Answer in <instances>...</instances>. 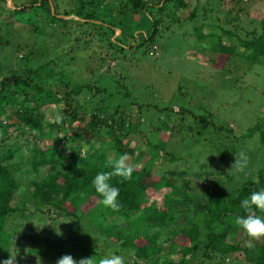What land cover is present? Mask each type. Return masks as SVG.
<instances>
[{
  "label": "trees",
  "instance_id": "trees-1",
  "mask_svg": "<svg viewBox=\"0 0 264 264\" xmlns=\"http://www.w3.org/2000/svg\"><path fill=\"white\" fill-rule=\"evenodd\" d=\"M6 1L0 0V15L8 14L9 20L0 19V45L14 48L13 58L22 64V71H13L9 75L0 72V264L9 258L15 234L21 231L19 228L25 227L24 223L30 226L36 217L43 216H48L63 233L53 237L24 233V239L30 245L25 253L27 264H31V258L36 261L39 258V264H56L57 259L65 254L72 255L77 261L93 256L98 262L105 257L103 251L95 250L94 245L83 239L84 236L71 235L74 225L82 218H87L100 231L106 242L103 247L109 244L117 246L124 253H130L133 259L142 260V264H189V259L198 252L201 253L198 264H210L211 260H216L211 264H220L219 257L223 259V264H237L236 261L241 258L244 264H264V238L252 245L227 241L230 231L238 228L234 218L246 214L240 207L241 201L252 191L264 188V166L256 173L258 183L254 182L256 179L248 178L225 192L217 186V178L215 183L212 179L207 193L202 194L194 180L200 181L214 172L212 167L193 170V173L172 170L168 167L176 160L174 152H166L158 144L148 142L147 147L155 149V153L139 151L147 155L146 164L132 165L135 171L129 180L113 176L109 181L120 189V207L113 210L100 203L102 197L93 188L92 180L99 172L113 170L108 164L109 159L115 160L124 153L132 158L137 153L135 146L123 141L126 136L124 122L128 115L117 106L109 113L111 106L101 100L105 105L93 108L88 120L77 132L71 129L75 121H80L72 99L85 88L92 95L103 93L109 98L116 96L112 90L113 78L111 80L107 76L108 72L104 75L95 72L98 86L83 84L72 78L75 76L72 67L81 60L79 53L85 54L89 44H94L96 59L106 62L107 71H111L116 65L114 54L122 52L125 46L119 35L130 33L136 42L141 33L142 43L153 41L163 25L159 14L168 8L169 3L186 8L185 0H158L156 4L148 0H69L70 8L63 13L60 12V4H54V0H12L11 7L6 5ZM138 15L142 19L147 18L148 22L141 23L137 28L140 31L133 35L135 30L129 22ZM195 15L196 9H193L188 19L193 20ZM170 17L173 20L178 18L173 12ZM15 21H22L21 29L42 37L40 43L55 37L56 28L61 27L62 38H67L71 44L66 51L62 46H40L34 41L32 46L25 43L26 52L16 55L15 51L23 47L18 40L13 42L15 37L12 38V33L18 31L14 27ZM261 24L262 32L250 40L234 37L227 29L222 30L221 36L218 35V43L210 46L217 48L221 54H229L239 48L241 53L247 52L246 56L252 62L255 58L261 62L264 59L263 19ZM197 29L198 26L193 31L199 42L214 36V29L210 31L206 28L204 32L196 33ZM116 30H119L117 36ZM222 35L230 41L224 43ZM231 40L236 43H231ZM57 47L63 52L59 53ZM155 48L157 46L153 45L150 50ZM149 54L154 56L151 51ZM49 104L61 105L63 111L59 123L56 122L58 119L43 123L45 117L41 108ZM159 112L167 120L172 113L165 109ZM130 122L128 129L131 130H136V125L140 123L131 119ZM12 128L18 132L17 137L27 134L25 141H31L25 167L20 146L6 139L11 136ZM160 128L156 126V132H161ZM85 132L89 134L86 141L88 147L83 150L77 140ZM98 134L105 135L109 140L104 138L97 147L89 146ZM251 137H256L259 145L264 147V121L248 129L246 138ZM110 150L112 154H109ZM17 155L21 160L15 159ZM224 155L222 151L220 160ZM136 158L139 160L141 156ZM225 161L230 159L225 156ZM29 167L34 174L43 168L47 171L38 180L30 178V201L20 204L16 197L23 188V180L18 174ZM160 190L161 197L152 200V195ZM254 212L256 215L261 213L258 209ZM164 244H168L169 251L175 250L180 255L178 261L172 262L168 256L162 255ZM225 259L229 260L228 263Z\"/></svg>",
  "mask_w": 264,
  "mask_h": 264
},
{
  "label": "rangeland",
  "instance_id": "rangeland-1",
  "mask_svg": "<svg viewBox=\"0 0 264 264\" xmlns=\"http://www.w3.org/2000/svg\"><path fill=\"white\" fill-rule=\"evenodd\" d=\"M19 1L16 0V2ZM148 1L156 4L155 2L158 0ZM53 2L60 4L61 13L70 8L69 0H54ZM185 2L186 8L169 3L168 8L159 14L163 25L160 26L161 31L156 34L153 41L142 43L141 33H139L140 39L138 38L136 42L130 37V33L125 32L119 35V40L125 46L122 52L114 54L116 65H113L114 68L111 71H107L106 62L96 59L94 44H89L86 50L90 53L86 51H84L85 54L79 53L78 56L81 60L72 67L75 74V76L71 74L74 76L72 78L83 84L98 86L100 84L95 81L98 76L96 73L99 71L104 75L108 72L107 76L113 78V80L111 78L114 82L112 90L116 96L109 98L103 93L92 95V92L85 88L80 95L72 99L73 107L77 106V115L80 117V121H75L71 129L74 133L77 132L81 125L88 120L93 108L105 105L101 100L107 101L105 103L111 106L108 110L109 113H112L117 106L120 111L128 115L124 122L123 132L126 136L123 141L130 146H135V149L137 148V153L132 158L129 156L131 165L138 167L146 164L147 155L140 152L147 151L151 154L153 151L152 153H155V149L148 148L147 144L148 142L156 143L166 152H174L176 160L170 162L168 167L172 170H187V172L193 173V170H206L211 167V170L214 169V172L206 175L207 177L200 181L194 180L200 193L206 194L212 179L215 183L217 178L219 179L216 181L217 186L222 191L228 192L248 178L256 179L257 171L264 166V147L259 145L256 137L246 138L248 129L264 121V59L258 62L260 59L255 58V62H252L246 56L247 52L241 53L242 49L239 48L230 51L229 54H221L217 52V48L210 45L218 43V35L221 36L222 30L227 29L235 35L234 37L237 36L242 40H250L258 36L262 32L264 2L260 0H238L237 3L235 0L234 2L232 0H185ZM6 5L11 7L12 0H7ZM193 9H196V15L193 20H190L188 15ZM167 11L169 14L166 13ZM172 12L178 16L176 20L170 17ZM2 18L8 20V14L0 15L1 20ZM146 20L147 18L142 19L138 15L129 22L135 30L133 35L140 31L137 28L141 23H146ZM21 22H14L15 30H18L19 34H17L18 31L12 33L14 35L12 38L16 39H13V42L18 40L22 43L20 46L23 47L18 52L15 51L16 55L26 52L25 43L32 46L34 41L40 46L52 48L62 46L66 51V47L71 44L70 40L62 38L61 27L56 28L55 37L47 38L44 43L41 40L40 43L42 37L34 35L29 30L21 29L20 26L23 25ZM197 26L199 29L196 30V33L204 32L206 28L214 29V36L202 40L200 43L193 31ZM208 26L211 27L208 28ZM162 27L164 28L162 29ZM145 30L148 31V27H145ZM118 34L119 30H116L115 36ZM222 37H224V43L230 41L226 35H222ZM231 43L236 42L231 40ZM131 44L132 46H130ZM153 45H156L157 48L150 50ZM56 49L59 53L63 52L59 47ZM13 51L12 46L0 45V72L2 75H9L13 71H22V64L13 58ZM150 51L154 56L149 54ZM90 95L92 96L90 97ZM161 109L172 112L169 120L159 112ZM41 111L44 112L43 123H45L59 119L63 110L61 105L49 104L42 107ZM130 119L140 122L136 125V130L128 129L131 124ZM156 126L161 127V132H156ZM11 132V136L6 139L20 146L22 162L25 167L28 157L27 150L31 146V141H25L27 134L17 137L18 132L16 133L13 128ZM88 135L86 132L82 133L77 140L83 150L88 147L86 144ZM93 138L89 146L97 147L104 138L109 140L108 137L101 134L95 135ZM222 151L225 155L223 160H220ZM235 153L244 154L245 166L242 171L230 169L235 162ZM109 154H112L111 150ZM136 156H141V159L137 160ZM225 156L230 161L226 162ZM15 159L21 160L18 155ZM227 165L228 167H226ZM167 166L166 163V168ZM30 171L29 167L18 174L23 180V188L16 197L20 204L30 201L28 195L31 190L30 178L38 180L47 170L43 168L38 174ZM206 173L207 171L204 172V174ZM161 195L162 191L160 190L154 193L151 199L158 200ZM260 216L264 217V212H261ZM24 224L26 226L19 228L21 231L15 234V243L11 250L13 255L17 254V264H27L28 262L27 259L25 260V253L30 245L24 239V233L49 234L52 237L59 236L57 234L59 230L63 233V230L52 223L48 216L36 217L30 226L27 223ZM200 228H202L201 225ZM218 229L222 231L220 227ZM71 235L84 236L83 239L88 244L94 245L95 250L103 251L105 257L119 255L124 258L125 264L143 263L142 260L133 259L130 253H124V250L117 246L109 244L103 247L106 244L105 238L87 218H82L78 224L74 225ZM227 236L229 242L249 245L247 243L249 237L239 227L235 231H230ZM260 241L261 239L252 241L251 245ZM161 253L168 256L172 262L178 261L180 257L178 253H175V250L169 251L168 244L163 245ZM200 257L201 253H196L189 259V264H198ZM185 258L187 259L188 256ZM215 261L211 260L210 264ZM228 261L225 259L226 263ZM29 262L37 263L33 258ZM219 262L223 264L221 257H219ZM236 262L244 264L242 258Z\"/></svg>",
  "mask_w": 264,
  "mask_h": 264
},
{
  "label": "clouds",
  "instance_id": "clouds-1",
  "mask_svg": "<svg viewBox=\"0 0 264 264\" xmlns=\"http://www.w3.org/2000/svg\"><path fill=\"white\" fill-rule=\"evenodd\" d=\"M56 122L59 123L60 120L58 119ZM243 157V153H235V162L230 169L242 171L245 166ZM108 164L113 170L111 172L97 173L92 180V186L100 197H102L100 201L101 204L113 210H118L120 207L118 203L120 189L112 185L109 181L113 176L122 177L123 180H129L135 169L129 163V156L127 153L120 155L115 160L109 159ZM254 182L258 183V178H256ZM240 207L246 214L237 215L234 218V223L247 235V237H249L247 243L251 245L252 241H259L264 238V217L256 215L254 212V209L264 212V188L252 191L249 196L241 201ZM57 234L60 235L62 233L59 230ZM16 257L17 254L13 255L10 252L9 258L4 260L2 264H17ZM37 264H39V258L37 259ZM56 264H125V261L124 258L119 255L102 257L98 262L94 260L93 256L81 258L77 261L72 255L65 254L57 259Z\"/></svg>",
  "mask_w": 264,
  "mask_h": 264
},
{
  "label": "water",
  "instance_id": "water-1",
  "mask_svg": "<svg viewBox=\"0 0 264 264\" xmlns=\"http://www.w3.org/2000/svg\"><path fill=\"white\" fill-rule=\"evenodd\" d=\"M52 8V7H51Z\"/></svg>",
  "mask_w": 264,
  "mask_h": 264
}]
</instances>
